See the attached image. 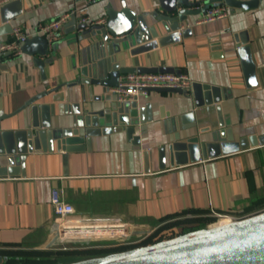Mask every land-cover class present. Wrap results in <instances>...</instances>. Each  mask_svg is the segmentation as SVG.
Segmentation results:
<instances>
[{
  "label": "crops",
  "instance_id": "obj_1",
  "mask_svg": "<svg viewBox=\"0 0 264 264\" xmlns=\"http://www.w3.org/2000/svg\"><path fill=\"white\" fill-rule=\"evenodd\" d=\"M123 1L150 24L154 21L151 12L160 9L158 0H23L22 14L10 22L31 37L38 34L40 23L65 12L74 11L77 23L82 15L106 20L107 6L119 10ZM228 8L226 17L209 22H196L203 13L190 16L184 23L190 33L178 42L118 59L126 66H171L188 74L192 82L220 87L222 116L238 140L264 135V0L248 8ZM65 30L64 25L56 34L54 60L45 65L44 74L31 55L6 52L0 56V131L25 128V112L12 114L32 96L58 84H64L67 98L71 95L70 104L103 106L100 87L79 83L80 69L91 57L97 37L76 41ZM242 32L249 38L255 63L257 84L253 87L246 85L238 54ZM10 37L11 33L0 31V43ZM70 82L76 84L68 88ZM49 99L50 95L41 101ZM139 101L140 105L151 103L153 114L145 131H136L140 144L129 140L125 131H117L94 136L90 148L82 151L37 150L28 153L23 163L14 160L19 175L0 177V249L34 248L55 238L58 219L51 204L55 188L73 204L76 216L120 217L131 223L135 234L150 233L178 216L187 218L177 224L175 232L207 225L211 210L237 214L264 210V144L175 167L169 166L167 157L166 168L161 169L158 148L174 133L167 126L172 117L194 112L197 126L191 130H202L203 139L209 140L218 127V113L215 105L196 107L191 94L178 92L149 91ZM57 112L62 114L63 109ZM58 124L53 117V125ZM7 156L0 154V166L9 167ZM90 230L108 235L118 229Z\"/></svg>",
  "mask_w": 264,
  "mask_h": 264
},
{
  "label": "water",
  "instance_id": "obj_2",
  "mask_svg": "<svg viewBox=\"0 0 264 264\" xmlns=\"http://www.w3.org/2000/svg\"><path fill=\"white\" fill-rule=\"evenodd\" d=\"M158 1L160 9L151 12L154 17L151 24L145 15L138 14L124 1L119 10L109 4L107 19L102 23H77L76 14L72 15L71 20L65 24L66 33H73L72 38L76 41L97 37L92 42L94 50L91 57L80 69L83 77L79 83L88 85L91 89L100 87L103 98L99 99L104 104L99 108L94 104H70L71 95L69 93L67 98L62 89L64 84H58L29 98L12 114L25 112V128L0 131V154L8 155L9 165L0 166V177L19 175V169L13 167V162L19 159L23 163L28 153L37 150L52 152L55 148L66 152L82 151L90 148L94 136L110 132L125 131L129 140L140 144V136L136 131L138 128L145 131L147 122L153 120L151 103L140 105L139 97L119 100L118 94L111 92V88L118 85L122 74L129 72L181 71L171 66L121 65L118 57L125 60L128 56L147 53L159 46L180 41L181 36L185 37L190 33L189 28H184L189 17L203 13L211 5L248 8L258 2L207 0L203 7L195 8L198 3L189 0ZM22 11L23 0H10L2 4L0 12L3 26L0 31L12 33L13 24L10 21L20 16ZM55 49L54 41L50 43L41 34L28 37L22 45L23 53L33 56L34 64L43 74L45 65L54 60L52 51ZM238 54L246 85L253 87L257 84L255 63L245 32L241 33ZM75 84L70 82L67 87ZM149 91L191 94L196 107L215 105L218 113V127L211 131L209 140L203 139L202 130L195 133L191 130L197 126L194 112L172 117L167 126L174 133L167 144L158 148L161 169L166 168L167 157L169 166L175 167L195 162L201 157H216L264 144V135L251 134L238 140L235 138L233 128L227 125L218 104L223 97L222 89L218 86L193 82L190 90L150 88ZM48 95L49 100L41 101ZM60 109H63L62 114L57 112ZM64 114L70 115V120L64 119ZM53 117L59 123L57 126L53 125ZM149 157L150 152L146 150V162ZM9 258V255L0 253V264H4ZM57 264H264V210L227 224H207L188 231L178 229L154 242Z\"/></svg>",
  "mask_w": 264,
  "mask_h": 264
},
{
  "label": "built area",
  "instance_id": "obj_3",
  "mask_svg": "<svg viewBox=\"0 0 264 264\" xmlns=\"http://www.w3.org/2000/svg\"><path fill=\"white\" fill-rule=\"evenodd\" d=\"M10 0H0V6ZM96 1V0H88ZM190 2H197L198 5L195 8H201L205 5L207 0H189ZM229 8L227 5H211L207 8L200 18L196 20L197 23L209 22L216 19L224 18L228 15ZM74 11L65 12L60 16L38 25L37 32L45 36V38L51 43L56 38L57 32L63 28V26L71 19ZM105 19L95 20L89 16L82 15L79 18V22H87L88 24L102 23L105 22ZM29 36L23 30L21 26H15L11 33V37L8 41L0 43V56L6 52H11L14 54H21L22 45L27 40ZM192 80L186 73H176V72H129L120 76L119 83L117 86L111 88V92L118 94L119 100H131L135 97H139L142 94H147L150 88H181L184 90H190L192 88ZM51 204L54 210V213L58 219V228L57 233L53 241L59 238L58 244L63 250H69L70 247L68 244L77 242L78 240L84 239L86 237H95V238H105V237H117L114 243L107 244L105 247H119V246H129L134 247L142 245L143 241L151 237L153 234H156V239L162 237L161 239L168 236L167 231L174 233V228L177 224H171L173 222H180L187 218V216H178L172 220L166 221L160 224L156 229L150 233H141L135 234L131 223L123 220L120 217L115 218H81L75 215V208L73 204L65 199L64 193L55 188L52 191L51 195ZM210 218H213V221H210L208 224L213 225L217 223L221 218H228L230 221L239 219L237 212L232 213H220L215 210H211L208 214ZM238 216V217H237ZM168 226H167V225ZM170 224V225H169ZM167 228L170 226L172 227ZM118 229L117 231L104 235H75L72 234V229ZM160 240V239H159ZM58 241V240H57ZM157 241V240H156Z\"/></svg>",
  "mask_w": 264,
  "mask_h": 264
},
{
  "label": "rangeland",
  "instance_id": "obj_4",
  "mask_svg": "<svg viewBox=\"0 0 264 264\" xmlns=\"http://www.w3.org/2000/svg\"><path fill=\"white\" fill-rule=\"evenodd\" d=\"M239 217H247L249 215H252L250 213H242L237 214ZM237 216V217H238ZM117 237H105V238H95V237H86L84 239L78 240L77 242L69 243L68 246L70 247L69 250H63L61 249V246L58 244L59 238L53 243L47 242L46 244L38 247H30V248H24V247H12V248H4L11 250L12 253H10L12 256L16 257H55L56 259H61L63 257L72 256L75 257L74 259L85 257L89 255H98L103 253H92L90 251H96L97 249H103V248H120L119 247H105L107 244H112L118 240ZM127 247V246H126ZM130 248V247H128ZM127 249V248H125ZM117 250H123V249H117ZM115 251V250H114ZM72 252H74L72 254ZM111 252V251H108ZM107 253V252H104ZM58 260V261H59ZM62 262V261H59Z\"/></svg>",
  "mask_w": 264,
  "mask_h": 264
},
{
  "label": "trees",
  "instance_id": "obj_5",
  "mask_svg": "<svg viewBox=\"0 0 264 264\" xmlns=\"http://www.w3.org/2000/svg\"><path fill=\"white\" fill-rule=\"evenodd\" d=\"M214 219L213 218H209V222L210 221H213ZM180 222L176 221V222H173L171 224H178ZM170 225V224H169ZM196 227H192V228H186L185 231H188V230H192V229H195ZM158 233V232H157ZM156 234H153L151 237L147 238L145 241H143L142 244H146V243H150V242H154L156 240H159L161 239L162 237L160 238H155L156 237ZM129 246H123V247H120V248H103V249H97L96 251H90L92 253H104V252H108V251H114V250H117V249H125V248H128ZM0 253L1 254H6V255H9L10 258L4 263V264H57L59 261H62V262H68V261H73V260H76L74 259L75 257H72V256H68V257H63L61 258L60 260L59 259H52V257H14L12 256L10 253H12L11 250H8V249H0ZM74 252H72L73 254ZM59 260V261H58Z\"/></svg>",
  "mask_w": 264,
  "mask_h": 264
},
{
  "label": "bare ground",
  "instance_id": "obj_6",
  "mask_svg": "<svg viewBox=\"0 0 264 264\" xmlns=\"http://www.w3.org/2000/svg\"><path fill=\"white\" fill-rule=\"evenodd\" d=\"M231 222L228 218H221L217 223H214L213 225L211 226H217V225H220V224H227ZM73 233L72 234H75V235H99V234H104V232L102 230H99V231H94V230H90V229H84V231L82 230H77V229H72ZM104 235H107V234H104Z\"/></svg>",
  "mask_w": 264,
  "mask_h": 264
}]
</instances>
